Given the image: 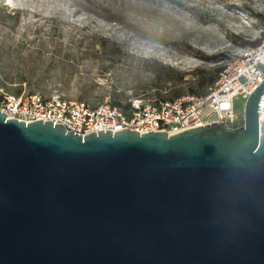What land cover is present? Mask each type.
I'll use <instances>...</instances> for the list:
<instances>
[{
    "label": "water",
    "instance_id": "obj_1",
    "mask_svg": "<svg viewBox=\"0 0 264 264\" xmlns=\"http://www.w3.org/2000/svg\"><path fill=\"white\" fill-rule=\"evenodd\" d=\"M263 92L171 135L0 112V264H264Z\"/></svg>",
    "mask_w": 264,
    "mask_h": 264
},
{
    "label": "rangeland",
    "instance_id": "obj_2",
    "mask_svg": "<svg viewBox=\"0 0 264 264\" xmlns=\"http://www.w3.org/2000/svg\"><path fill=\"white\" fill-rule=\"evenodd\" d=\"M257 15L264 0H0V87L92 105L202 93L242 41L264 38Z\"/></svg>",
    "mask_w": 264,
    "mask_h": 264
},
{
    "label": "built area",
    "instance_id": "obj_3",
    "mask_svg": "<svg viewBox=\"0 0 264 264\" xmlns=\"http://www.w3.org/2000/svg\"><path fill=\"white\" fill-rule=\"evenodd\" d=\"M264 79V38L254 46H245L235 59L218 72L202 93H184L161 97L155 89L130 96L125 101L107 99L92 105L60 93L43 96L37 92L13 93L0 87V112L6 119L29 123L41 119L61 123L66 131L84 136L104 129L115 132L128 128L139 133L163 131L168 135L195 127L223 122L235 128L244 125V117L234 110V98L246 103L249 95ZM245 107L243 110V116ZM259 122L264 118V92L258 104Z\"/></svg>",
    "mask_w": 264,
    "mask_h": 264
},
{
    "label": "trees",
    "instance_id": "obj_4",
    "mask_svg": "<svg viewBox=\"0 0 264 264\" xmlns=\"http://www.w3.org/2000/svg\"><path fill=\"white\" fill-rule=\"evenodd\" d=\"M259 23H261L263 26H264V17L263 16H261V15H257L256 17H254ZM261 39H262V37L261 38H259V39H256V40H244V41H242V44L243 45H246V46H254V45H256V44H258L260 41H261ZM219 72V68L218 69H216V72ZM217 75H218V73L216 74H212L210 77H208V78H205V77H203V80H205L206 79V81H208V84H211L214 80H215V78L217 77ZM192 92H194V91H192Z\"/></svg>",
    "mask_w": 264,
    "mask_h": 264
},
{
    "label": "bare ground",
    "instance_id": "obj_5",
    "mask_svg": "<svg viewBox=\"0 0 264 264\" xmlns=\"http://www.w3.org/2000/svg\"><path fill=\"white\" fill-rule=\"evenodd\" d=\"M237 51V50H236ZM238 53L241 52V50L237 51Z\"/></svg>",
    "mask_w": 264,
    "mask_h": 264
}]
</instances>
